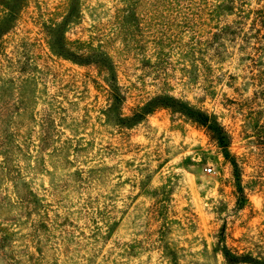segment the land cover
I'll return each mask as SVG.
<instances>
[{"label": "rangeland", "instance_id": "374dc122", "mask_svg": "<svg viewBox=\"0 0 264 264\" xmlns=\"http://www.w3.org/2000/svg\"><path fill=\"white\" fill-rule=\"evenodd\" d=\"M0 264H264V0H0Z\"/></svg>", "mask_w": 264, "mask_h": 264}, {"label": "trees", "instance_id": "16d2710c", "mask_svg": "<svg viewBox=\"0 0 264 264\" xmlns=\"http://www.w3.org/2000/svg\"><path fill=\"white\" fill-rule=\"evenodd\" d=\"M62 49L60 51H57L56 53L60 55L66 56V58L76 60V56H78L81 61V63L84 64H94L98 67L99 71L102 73L111 74L110 67H107L106 58L99 57L96 53H93V51H84L79 53L78 55H75L71 52V49L67 47L66 43L62 42ZM95 51V50H94ZM73 54V56H71ZM96 56H95V55ZM98 56V57H97ZM103 63H101V61ZM109 85L111 87L110 90V96L111 99L116 100L117 102H121V96L120 93H118L117 89L115 88V84L113 81H109ZM118 88V85H117ZM171 108L176 113H179L183 116H186L188 119L199 125L200 127L205 128L208 133L210 134H216L217 136H222V127L221 125L215 120L214 115L198 108L193 105L188 104L187 102L181 101L180 99L172 96V95H159L152 100L145 103L143 106L138 107L135 109L134 113L131 116H128V120L133 121H139L144 118V116L148 115L149 113H152L157 108ZM221 138V137H220ZM235 262H239V260H235Z\"/></svg>", "mask_w": 264, "mask_h": 264}, {"label": "built area", "instance_id": "2783aa9c", "mask_svg": "<svg viewBox=\"0 0 264 264\" xmlns=\"http://www.w3.org/2000/svg\"><path fill=\"white\" fill-rule=\"evenodd\" d=\"M207 171H208V172L212 171V168H211V167H208V168H207Z\"/></svg>", "mask_w": 264, "mask_h": 264}]
</instances>
